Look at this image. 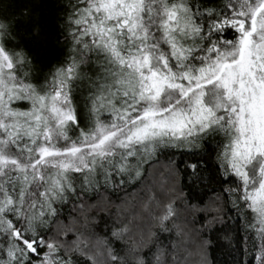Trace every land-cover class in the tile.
I'll use <instances>...</instances> for the list:
<instances>
[{
    "label": "snow or ice",
    "instance_id": "obj_1",
    "mask_svg": "<svg viewBox=\"0 0 264 264\" xmlns=\"http://www.w3.org/2000/svg\"><path fill=\"white\" fill-rule=\"evenodd\" d=\"M0 264H264V0H0Z\"/></svg>",
    "mask_w": 264,
    "mask_h": 264
}]
</instances>
